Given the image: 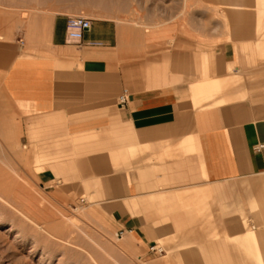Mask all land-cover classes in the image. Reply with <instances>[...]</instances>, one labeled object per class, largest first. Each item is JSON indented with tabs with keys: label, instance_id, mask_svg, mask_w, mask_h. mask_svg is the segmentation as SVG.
Wrapping results in <instances>:
<instances>
[{
	"label": "crops",
	"instance_id": "crops-1",
	"mask_svg": "<svg viewBox=\"0 0 264 264\" xmlns=\"http://www.w3.org/2000/svg\"><path fill=\"white\" fill-rule=\"evenodd\" d=\"M219 1L230 41L211 48L139 45L107 19L74 39L65 16L0 43L42 186L174 264H264V0Z\"/></svg>",
	"mask_w": 264,
	"mask_h": 264
},
{
	"label": "rangeland",
	"instance_id": "rangeland-1",
	"mask_svg": "<svg viewBox=\"0 0 264 264\" xmlns=\"http://www.w3.org/2000/svg\"><path fill=\"white\" fill-rule=\"evenodd\" d=\"M223 4L219 0H0V43L21 45L31 35L46 31L57 16H80L92 21L112 20L129 31L139 45L211 48L230 41L229 9ZM246 9L249 14V3ZM5 66L0 56V172L3 170L5 178L10 176L12 190H25L34 198L39 222L44 227L53 226L58 237L70 244L66 247L59 241L52 250L42 246L35 262L44 251L51 254V264H174L169 254L155 256L138 241L119 239L108 217L99 208L82 203L84 197L71 199L42 186L38 175L47 162L37 160L35 148L25 147L21 141L20 115L2 88ZM8 229L1 225L0 235Z\"/></svg>",
	"mask_w": 264,
	"mask_h": 264
},
{
	"label": "bare ground",
	"instance_id": "bare-ground-1",
	"mask_svg": "<svg viewBox=\"0 0 264 264\" xmlns=\"http://www.w3.org/2000/svg\"><path fill=\"white\" fill-rule=\"evenodd\" d=\"M58 1H66V0H58ZM259 1H257V2H259ZM243 3H244V1H243ZM230 4H232V3H229V6H230ZM236 5H238V4H236ZM242 8H244V7H242ZM238 9H239V6L237 7V10ZM233 10H235V9H233ZM240 10H242V9L240 8ZM245 10H246V8H245ZM261 11H262V9H261ZM22 18H25V16L24 17L22 16ZM257 19L258 18H256L255 20H257ZM254 29H256V28H254ZM250 31L251 30L249 29L248 32H250ZM252 32H254V31H252ZM250 37H251V35H250ZM261 37H260V40H261ZM244 39H245V37H244ZM255 39H256V37H255ZM257 39H259V38H257ZM258 42H260V41H258ZM2 171L0 172V226L1 225H4V226L7 225V227H9V229L6 231L7 234L0 235V264H51L52 263V258L50 256L51 254H49L48 252L44 253V251H43V254L41 255L42 257L39 259L38 263L35 262V255H38L39 249L40 248L42 249V246H44V247L50 246V248H51V247L55 246L56 243L59 241H61L64 244V246L66 245V247H67V245H70L69 242L67 240H61L58 237V235L56 234L55 228L53 226H45L44 227L39 222L41 217H39L40 216L39 215V209L37 208V205L35 204L37 202H34L33 200H31L33 197L30 199L25 194L27 192V191L25 192V190L24 191L12 190V188H14V187L11 188L12 181H11L10 176H7L6 178L3 177ZM14 182H15V180H14ZM21 190H22V188H21ZM84 200L85 199H81V202H84ZM59 229H61V228H59ZM59 229H58V231H59ZM60 232H61V230H60ZM64 233L66 234V231ZM15 234H17L18 236H16L15 239L13 241H11L10 238L12 236H14ZM117 237H118V234H117ZM122 238H119V239H122ZM27 249H30V251L25 256ZM45 249H47V248H45ZM48 249H49V247H48ZM51 250H52V248H51ZM47 253H48V255H47ZM20 256L21 257L24 256V258H20ZM156 256H158V255H156Z\"/></svg>",
	"mask_w": 264,
	"mask_h": 264
},
{
	"label": "built area",
	"instance_id": "built-area-1",
	"mask_svg": "<svg viewBox=\"0 0 264 264\" xmlns=\"http://www.w3.org/2000/svg\"><path fill=\"white\" fill-rule=\"evenodd\" d=\"M92 27V20L87 19L85 17H69L67 21V31L70 36L74 39H82L84 32L90 30ZM93 45H101V44H93ZM128 93L125 91L122 96L119 98V105L123 107L128 101ZM264 149V144L256 147L257 151H261ZM123 233H119L118 237L122 238ZM149 252L153 255H163L164 250L158 244H154L149 248Z\"/></svg>",
	"mask_w": 264,
	"mask_h": 264
}]
</instances>
